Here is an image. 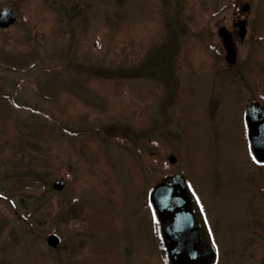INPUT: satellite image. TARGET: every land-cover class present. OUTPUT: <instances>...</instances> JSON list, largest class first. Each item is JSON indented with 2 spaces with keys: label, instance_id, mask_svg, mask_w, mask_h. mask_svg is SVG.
I'll return each mask as SVG.
<instances>
[{
  "label": "rangeland",
  "instance_id": "374dc122",
  "mask_svg": "<svg viewBox=\"0 0 264 264\" xmlns=\"http://www.w3.org/2000/svg\"><path fill=\"white\" fill-rule=\"evenodd\" d=\"M237 2L250 31L229 83L215 27ZM0 8L17 14L0 29V264H170L148 193L176 173L214 264H264V163L243 125L264 95V0Z\"/></svg>",
  "mask_w": 264,
  "mask_h": 264
},
{
  "label": "water",
  "instance_id": "95a60500",
  "mask_svg": "<svg viewBox=\"0 0 264 264\" xmlns=\"http://www.w3.org/2000/svg\"><path fill=\"white\" fill-rule=\"evenodd\" d=\"M16 13L11 8L0 9V28L6 29L16 21ZM226 51V60L234 63L236 50L227 31L219 29ZM245 127L252 143L254 156L259 162H264V109L258 104H248L245 114ZM169 163H176V158L170 156ZM181 174L166 176L158 182L149 194L151 204L162 224V235L167 255L173 264H210L214 260L212 249L203 245L198 235V224L193 217L190 198ZM53 188L61 190L65 180L59 178L53 183ZM47 244L55 248L60 239L56 235L47 238Z\"/></svg>",
  "mask_w": 264,
  "mask_h": 264
},
{
  "label": "flooded vegetation",
  "instance_id": "af4514ba",
  "mask_svg": "<svg viewBox=\"0 0 264 264\" xmlns=\"http://www.w3.org/2000/svg\"><path fill=\"white\" fill-rule=\"evenodd\" d=\"M246 9V10H245ZM248 10V8H245V4L241 5L239 2H237L234 6V11L231 14V17L227 19L228 23H220L215 27L217 29L216 33V38H218L219 41V47H222V50L224 54L217 53V57L219 58V64L216 63L217 69H220L221 72V78L224 80H227L229 83H237V79L242 77V74L240 72V69L242 68L241 65H237V60H235L234 63H229L225 59V50L224 46L219 34V29L225 28L227 30V33L229 37L232 40L233 45L237 51V56H238V47H240L244 42H246V38L249 36L248 35V30L250 31V28H248V22L246 18L244 17L245 11ZM225 22V21H223ZM254 39V38H253ZM248 45V43H247ZM257 103L259 109H264V95L263 96H258V97H253L250 98L247 102H245L244 109H243V125H244V114L246 112V106L248 104H254ZM245 134L247 136V132L244 127ZM249 143L250 138H248ZM194 211V210H193ZM203 238V237H202ZM204 240V239H203Z\"/></svg>",
  "mask_w": 264,
  "mask_h": 264
},
{
  "label": "bare ground",
  "instance_id": "6f19581e",
  "mask_svg": "<svg viewBox=\"0 0 264 264\" xmlns=\"http://www.w3.org/2000/svg\"><path fill=\"white\" fill-rule=\"evenodd\" d=\"M221 40H222V43H223V39H221ZM223 45H224V44H223ZM251 153H253V150H251ZM203 229H204V227H202V226H199V227H198L199 232L202 231Z\"/></svg>",
  "mask_w": 264,
  "mask_h": 264
},
{
  "label": "snow or ice",
  "instance_id": "6c2138e0",
  "mask_svg": "<svg viewBox=\"0 0 264 264\" xmlns=\"http://www.w3.org/2000/svg\"><path fill=\"white\" fill-rule=\"evenodd\" d=\"M253 159L255 160V159H256V157H253Z\"/></svg>",
  "mask_w": 264,
  "mask_h": 264
}]
</instances>
